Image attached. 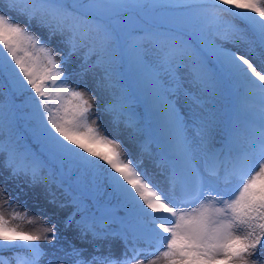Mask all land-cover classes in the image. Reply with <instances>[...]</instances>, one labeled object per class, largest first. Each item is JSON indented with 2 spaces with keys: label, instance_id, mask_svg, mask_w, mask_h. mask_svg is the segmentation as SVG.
Wrapping results in <instances>:
<instances>
[{
  "label": "snow or ice",
  "instance_id": "obj_1",
  "mask_svg": "<svg viewBox=\"0 0 264 264\" xmlns=\"http://www.w3.org/2000/svg\"><path fill=\"white\" fill-rule=\"evenodd\" d=\"M0 156L70 209L0 186V264H264V0H0Z\"/></svg>",
  "mask_w": 264,
  "mask_h": 264
},
{
  "label": "rangeland",
  "instance_id": "obj_2",
  "mask_svg": "<svg viewBox=\"0 0 264 264\" xmlns=\"http://www.w3.org/2000/svg\"><path fill=\"white\" fill-rule=\"evenodd\" d=\"M48 44L50 47L57 49V51L61 50L62 48V45H60L59 43L58 37L48 41ZM225 46L237 52L238 54L247 55L246 46L243 43H237L236 45L229 43ZM254 62L256 61L254 60ZM78 65V58L73 56L71 63H68L66 65L67 71L70 73L73 71H78ZM72 85L74 87L79 85L81 89H84L86 86L87 90L90 91L94 96H96L101 104L103 103L104 97L95 89L93 78L90 75L86 76L83 82H80L78 77L73 76ZM220 103L224 106L225 110H229L234 103V100L228 92H225L224 96L220 100ZM140 110H144L142 106ZM97 115L101 117L100 123L108 128L109 134H112L111 129L108 126L109 117L102 112H98ZM119 138L124 142V146L130 150L132 158L137 159L140 150L136 146L129 143L124 136H121ZM153 150L155 149L153 148ZM142 169L146 171L154 184L162 189L166 188L164 177L160 175V169L155 167V163L153 160L145 156L143 158ZM0 186H3L6 191H8V193L12 196H15L16 193H19V196L16 198V203L21 205L22 208L27 209L38 216L41 215V213L38 211V208H44V215L51 216L52 222H56L58 220L62 221L64 216L67 215V212L70 211V209H55L56 215H52L54 206L47 203L43 188L41 186L29 187V184L26 182V178L23 176L13 177L11 170L6 167L5 158L3 156H0ZM60 235L62 238L67 237V240H70L73 243L79 245V241L75 239L76 233L73 229L64 230L61 224ZM61 243L66 244V241L61 239ZM42 246L45 249L52 248L51 245L47 244H44Z\"/></svg>",
  "mask_w": 264,
  "mask_h": 264
}]
</instances>
